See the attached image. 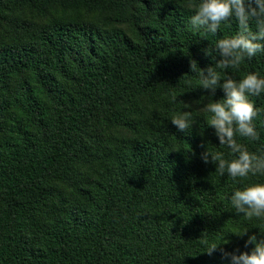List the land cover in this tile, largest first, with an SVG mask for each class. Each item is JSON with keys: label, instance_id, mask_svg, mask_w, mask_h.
Returning <instances> with one entry per match:
<instances>
[{"label": "trees", "instance_id": "trees-1", "mask_svg": "<svg viewBox=\"0 0 264 264\" xmlns=\"http://www.w3.org/2000/svg\"><path fill=\"white\" fill-rule=\"evenodd\" d=\"M189 2L0 0V264H228L220 248L264 235L199 158L228 150L201 114L206 90L190 89V60L212 61ZM249 70L264 75V56ZM182 108L187 133L168 119Z\"/></svg>", "mask_w": 264, "mask_h": 264}, {"label": "clouds", "instance_id": "clouds-1", "mask_svg": "<svg viewBox=\"0 0 264 264\" xmlns=\"http://www.w3.org/2000/svg\"><path fill=\"white\" fill-rule=\"evenodd\" d=\"M187 7L190 15L186 23L208 40L202 52L212 61L200 67L195 59L190 60V72L197 77L190 89L199 86L206 90L201 93V114L214 130L218 145L228 150L225 153L212 149L208 143L199 158L205 164H214L219 176L232 178L236 186L227 197L232 211L246 222L254 220L251 225L264 232V145L252 147L261 137L256 120L264 109L253 98L264 94V75L254 70L239 74L243 62L264 56V0H195ZM228 24L235 28L224 34L222 25ZM209 36L214 37L211 42ZM217 89L223 93L218 98ZM176 99L175 95L170 97L172 102ZM168 119L182 133L189 132L195 121L186 108L175 111ZM248 227L231 232L243 236ZM224 233L218 240L203 244V251L211 254L218 245L228 243ZM244 246L245 250L220 248L221 258L226 257L228 264H264V235L247 234Z\"/></svg>", "mask_w": 264, "mask_h": 264}]
</instances>
